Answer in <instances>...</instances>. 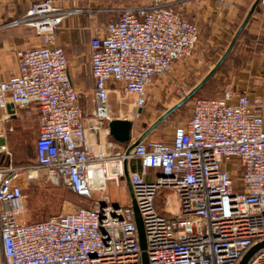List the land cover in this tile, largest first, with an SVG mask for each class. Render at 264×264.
<instances>
[{"label": "built area", "instance_id": "2783aa9c", "mask_svg": "<svg viewBox=\"0 0 264 264\" xmlns=\"http://www.w3.org/2000/svg\"><path fill=\"white\" fill-rule=\"evenodd\" d=\"M199 1L123 5L118 19L91 36L96 124L84 119L65 49L53 42L65 19L92 9L38 0L6 23L34 28L42 43L19 50L18 72L0 77V107L36 105L40 126L34 164H0V264H142L132 201H114L107 192L126 179L125 160L149 264H238L264 240V105L232 83L216 97L198 98L170 141L143 140L130 153L89 143L88 132L113 118L111 91L135 95L140 108L153 79L192 55L200 32L184 9ZM133 160L140 170L130 168ZM28 168L45 169L53 183L93 204L23 219L26 197L17 178ZM246 264H264V246Z\"/></svg>", "mask_w": 264, "mask_h": 264}, {"label": "crops", "instance_id": "0c3cea01", "mask_svg": "<svg viewBox=\"0 0 264 264\" xmlns=\"http://www.w3.org/2000/svg\"><path fill=\"white\" fill-rule=\"evenodd\" d=\"M38 0H0V77L7 79L18 72L19 50L35 47L42 43L35 29L29 26H7L6 23L24 14L29 7ZM56 4L64 7L79 6L91 8L82 14L73 15L64 20L54 37V44L64 47L68 58V72L79 91V106L84 119L88 123L96 124L99 121L94 117L95 80L92 74L90 59V38L96 31H103L110 20H116L119 12L116 9L123 5H134L150 0H54ZM256 0H200L197 3L188 4L184 13L186 17L195 22L199 27V41L196 46L198 57L207 59L210 69L227 49L236 30L244 20L249 9ZM179 61V60H178ZM175 62V74L181 76L186 73V64ZM174 64V65H175ZM225 64V65H224ZM225 69L221 72L225 84L232 83L235 90L241 93L247 92L252 98H258L264 105V5L258 3L254 12L239 35L231 53L222 64ZM209 69V70H210ZM208 70V72H209ZM207 72V73H208ZM206 73V74H207ZM205 74V75H206ZM200 81V80H199ZM114 92V91H111ZM115 93V92H114ZM221 94V93H220ZM136 100V96L131 94ZM128 96V97H130ZM127 97V98H128ZM136 111L138 108L135 105ZM120 118L121 116H114ZM125 118V117H124ZM13 121H20L19 127L24 130L29 124L39 129V111L36 105L29 107H0V156L5 159L0 164L12 163L15 167L27 168L37 160L36 142H34L33 158L27 162L13 163L7 161L8 153L5 148L13 143L14 134L10 132L9 125ZM109 121L103 122L101 131H89L88 139L95 150L104 152H122L126 149V143H120L113 139L109 133ZM174 131V130H173ZM133 132V130H132ZM15 137L16 143H23L20 132ZM134 136V135H133ZM139 136V135H138ZM137 136V137H138ZM136 137V136H134ZM172 138V137H171ZM2 142V144H1ZM99 143V144H98ZM5 147V148H4ZM131 169H141L140 162L133 160L129 163ZM44 171L37 169H25L17 178V182L23 189L39 182ZM126 181V196L119 197L114 190L112 200L128 203L132 201L130 186ZM99 195V191L96 192ZM87 199V198H86ZM91 200V199H89ZM91 204L93 201L91 200Z\"/></svg>", "mask_w": 264, "mask_h": 264}, {"label": "rangeland", "instance_id": "374dc122", "mask_svg": "<svg viewBox=\"0 0 264 264\" xmlns=\"http://www.w3.org/2000/svg\"><path fill=\"white\" fill-rule=\"evenodd\" d=\"M198 44V43H197ZM197 46V45H196ZM206 57H198L196 49L192 55L182 58L178 61L186 64V73L178 76L175 74V66L170 72L163 76L155 77L152 83L148 86V100L146 104L141 107V111L135 109V99L133 96L120 98L114 92H111V114L112 116H121L120 118H129L133 120V135L141 134L142 130L146 129L153 121L158 118L165 110L178 102L185 94H187L195 83L201 80L210 69V64H206ZM223 82L219 77L216 80H211L207 87L200 95L207 90L223 86ZM194 101L189 100L186 105L177 110L173 115L168 117L161 125H159L152 135L151 139L170 141L173 136V130L176 126L184 124L193 111ZM20 121H13L9 125L10 132L14 134L13 143L9 145L7 161L13 163L26 162L35 156L34 142L38 134L37 127L31 123L21 130L19 127ZM21 133L23 136V143H16L15 137ZM5 159V155L0 156V161ZM43 168H37L42 171ZM43 178L37 182L32 183L24 188L26 197V210L23 214V219L28 221H35L46 219L52 215L67 212L82 206H90L91 200L79 196L70 188L62 183H53L48 178V173L43 169ZM112 190L119 197L124 196L127 200L126 181H121L120 186L114 183L109 184L107 192L112 197ZM125 191V192H124ZM124 203V202H122Z\"/></svg>", "mask_w": 264, "mask_h": 264}, {"label": "water", "instance_id": "95a60500", "mask_svg": "<svg viewBox=\"0 0 264 264\" xmlns=\"http://www.w3.org/2000/svg\"><path fill=\"white\" fill-rule=\"evenodd\" d=\"M259 3V0H256L251 8L249 9L247 15L245 16L244 20L236 30L233 38L231 39L227 49L223 53V55L220 57V59L216 62V64L209 70V72L194 86L190 89V91L185 94L178 102L173 104L171 107H169L167 110H165L158 118H156L153 123H151L138 137L135 141H131L132 137V130H133V120L129 118H118L114 117L109 120L108 126H109V133L113 137V139L120 143H126V152L130 153L133 148L140 143L141 141L145 140L147 136L153 132L159 125H161L174 111H176L180 106H182L185 102H187L215 73L220 69L224 61L227 59L229 54L231 53V50L233 49L239 35L241 34L242 30L244 29L245 25L251 18L254 9L256 8V5ZM14 107L13 103L8 104V108ZM138 111H141V107L138 108ZM2 144V142H1ZM125 178L127 180V183L130 186L131 195H132V205L135 215V221L137 224L138 229V235H139V241L142 248V264H149L148 260V254L146 251V239H145V231L143 226V221L137 206V203L133 197L130 177H129V167H128V161L125 160ZM264 246V240L257 242L253 246H251L243 255L241 260L238 264H246L249 258L261 247Z\"/></svg>", "mask_w": 264, "mask_h": 264}, {"label": "trees", "instance_id": "16d2710c", "mask_svg": "<svg viewBox=\"0 0 264 264\" xmlns=\"http://www.w3.org/2000/svg\"><path fill=\"white\" fill-rule=\"evenodd\" d=\"M129 5V4H128ZM120 16V15H119ZM119 18V17H118ZM225 65V64H224ZM224 65H222L221 67H220V69L218 70V71H216V73L189 99V100H191V99H193V101L195 102L198 98H200V97H216V96H218V95H220V93L222 92V90H223V88H224V86H225V82H224V80L222 79V76H221V72L223 71V69H225L224 67ZM217 77H219V79H221V81L224 83L223 84V86L221 87V86H219V87H217V88H214V89H211V90H207V91H205L204 93H203V95H200L201 94V92L207 87V85L210 83V81L211 80H216L217 79ZM199 82V81H198ZM197 82V83H198ZM197 83H195L194 85H193V87L197 84ZM188 100V101H189ZM187 101V102H188ZM187 102H185L182 106H180L177 110H179L180 108H182L184 105H186L187 104ZM176 110V111H177ZM176 111H174L171 115H173ZM142 112V111H141ZM192 114V113H191ZM170 115V116H171ZM169 116V117H170ZM191 117V115L189 116V118ZM187 122V121H186ZM185 122V123H186ZM144 131V129L142 130V132ZM141 132V133H142ZM154 132V131H153ZM153 132H151L148 136H147V138L145 139V140H147V141H149V140H151V138H150V136L152 135V133Z\"/></svg>", "mask_w": 264, "mask_h": 264}]
</instances>
